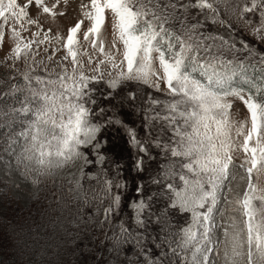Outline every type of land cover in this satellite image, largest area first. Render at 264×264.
<instances>
[{
  "label": "snow or ice",
  "instance_id": "1",
  "mask_svg": "<svg viewBox=\"0 0 264 264\" xmlns=\"http://www.w3.org/2000/svg\"><path fill=\"white\" fill-rule=\"evenodd\" d=\"M66 6L0 0V45L6 29L12 40L0 78V208L66 185L76 202L74 264H264V187L252 183L253 172L264 175V0H88L62 38L43 18L54 22ZM52 42L65 50L58 70L41 69L40 46ZM231 98L250 124L231 116ZM239 149L242 226L234 217L217 225L221 196L233 203L225 189ZM4 238L13 251L26 243L16 227Z\"/></svg>",
  "mask_w": 264,
  "mask_h": 264
},
{
  "label": "rangeland",
  "instance_id": "2",
  "mask_svg": "<svg viewBox=\"0 0 264 264\" xmlns=\"http://www.w3.org/2000/svg\"><path fill=\"white\" fill-rule=\"evenodd\" d=\"M49 4L53 3L54 0H47ZM88 3V0H67V6L64 7L62 10L64 12L63 16H57L55 18V21L53 22L50 17L43 18L44 20V26L45 28H51L52 34H56L57 32L60 33L62 38L66 37L67 29L70 28L75 24V22L81 18V10H80V3ZM34 11V10H33ZM88 26V21L85 19L84 24L81 28V33H78V41H79V47L81 50L87 49V53L84 55L83 59L85 61V68L87 69V55L92 54L91 46L84 42L82 31L84 28ZM218 27V26H217ZM25 36H28L29 33L25 32ZM244 33H241L240 36H237V39H240L242 36H244ZM105 42V48L107 49L108 45L113 40V28H112V18L111 14H107L105 27L102 30V37ZM118 39V38H117ZM12 45V40L10 36L8 35L7 29L5 31V37L3 44L0 45V74L5 73V71L9 68L11 65V61L5 60L6 55L10 51V47ZM55 47L58 49L56 51L55 55L52 53V49ZM117 47H120L119 43H117ZM44 49H47V52L44 51ZM65 50L62 48L61 44L58 42H52V44H44L40 46V49L38 51V54L36 56V60L43 61V63H39V68H44L47 66L49 70H52L56 68L58 70V62L60 61V57L62 53ZM48 57H51V59H48ZM99 58L98 56L96 57ZM95 66V60L93 62V67ZM17 67L20 69H23L22 63H17ZM70 67V65H69ZM101 71H104V67L101 66ZM161 88L163 89V85H161ZM145 89H141V92L143 93ZM147 91H151L153 93H156L155 90L149 89ZM159 95V93H157ZM247 94V92H246ZM232 100V108L230 109V114L233 118L237 120H244L247 121L248 124H250V114L248 113L246 105L241 101L239 98H231ZM247 126V125H246ZM239 143V140H238ZM245 153L242 149L236 150L233 153V165L230 166L231 173L235 175L236 179L231 181V188L232 191L228 192L227 189H225V193L227 194V199L229 201H233L231 204H226L224 202V195L221 196L220 202L218 204V209H221L223 211H218L216 213V223L217 225H226L230 223L229 218L234 217L237 225L242 226L241 222L244 219L242 216V212L240 210V207L235 204V200L242 198L244 191L247 189L248 184V175L246 173L245 168L240 167L241 164L245 163ZM5 169L2 165H0V178H5L4 173ZM57 179H64L68 177V172L64 170H57L56 172ZM252 183L257 184L259 187H264V175H260L257 177V174L253 172L252 174ZM48 189H51L49 191ZM56 190H60L58 185H52L49 183L47 188L45 186H41L40 191V199L34 200V201H28L27 203H22L21 208L19 210H32L34 209L35 205L39 203L40 201L47 204L49 201L53 200L55 198ZM65 191L67 194H71L67 191V186L65 185V188L62 190ZM54 194V195H53ZM74 195V194H73ZM47 197V198H45ZM254 207L257 210V215H260V209L261 205L259 201H253ZM7 210L0 208V217H4ZM222 232V228L218 229L217 235H220ZM223 256V245H221V259ZM217 264H221V260H217Z\"/></svg>",
  "mask_w": 264,
  "mask_h": 264
},
{
  "label": "trees",
  "instance_id": "3",
  "mask_svg": "<svg viewBox=\"0 0 264 264\" xmlns=\"http://www.w3.org/2000/svg\"><path fill=\"white\" fill-rule=\"evenodd\" d=\"M3 76L0 74V78ZM152 95L163 99L160 94L152 92ZM55 194V198L47 204L40 201L32 210H19L14 207L7 210L4 217H0V261L16 260L20 264H74L78 255V252L74 254L71 251L78 242L73 239L77 230L72 215L76 202L72 199L73 193L56 190ZM60 196L64 197L66 207L60 205ZM53 220L57 221L55 225ZM12 227L17 228L21 241L26 242L16 251L9 248L4 238V229H8L10 234ZM79 227L83 228V225Z\"/></svg>",
  "mask_w": 264,
  "mask_h": 264
}]
</instances>
